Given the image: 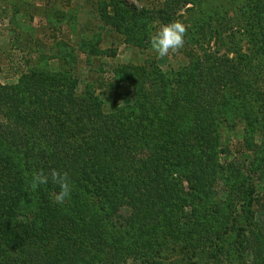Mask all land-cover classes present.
<instances>
[{
    "label": "trees",
    "instance_id": "trees-1",
    "mask_svg": "<svg viewBox=\"0 0 264 264\" xmlns=\"http://www.w3.org/2000/svg\"><path fill=\"white\" fill-rule=\"evenodd\" d=\"M187 1L192 0L181 2ZM179 2L170 0L160 5L174 14ZM161 6L154 10L160 12ZM141 14L155 18L154 14L147 15L144 8ZM189 51L183 49L182 57L197 59L196 52ZM224 59L226 64L228 59ZM215 60L220 61L217 57ZM225 64L210 65L199 73L177 72V78L182 76L176 80L178 91L182 92V84L200 87L203 83L205 95L201 102L211 104L210 96L224 81L223 75L234 70ZM30 70L22 71L12 86L0 84V264L61 262L52 253L51 232L64 228V224L55 221V215L69 204L67 200L63 206L54 204L58 188L51 182L35 191L30 188L32 173L40 169L67 172L71 185L91 190L98 198L86 206H97L98 213L105 211L98 218L97 229L86 223L89 230H80L85 221L78 214L80 206L77 216L73 212L65 216L73 233V245L64 252L62 264H91L108 256L112 264H116L117 256L125 264H264V239H257L254 234L261 225L253 220V215L250 223L241 221L237 216L240 206L224 214L220 228L211 230L205 228L203 221L207 218L202 217L203 208L198 204L197 213L186 219L185 242L173 240L175 221L170 212L176 202L171 197L182 189L176 186L172 174L178 171L179 164L168 162L171 155L181 164L190 162L189 152L193 149L189 143L193 140L189 129L192 120L179 122L176 115L186 109L179 98L158 105L153 92L157 83L154 86L152 80L126 76L134 86L133 102L105 108L94 89L86 86L77 90V79L71 81L73 78L61 73L40 78L41 75L29 74ZM147 75L151 79L156 75L154 81H162L173 90L176 77L162 75L156 65L147 69ZM234 88L235 85L227 84L221 94L233 92ZM208 107H201L194 115L203 120L212 109ZM174 150L183 156H174ZM159 181L163 183L158 185ZM263 185L260 174L252 173V180L241 191L246 202L241 205L254 210L263 205ZM229 188L232 190L233 185ZM147 192L151 193L150 198ZM77 195L71 191L70 199L75 203ZM110 197L121 201L117 210ZM109 205L115 211L108 214ZM125 206L130 209L121 219L127 229L126 237L113 225L119 219L117 211ZM232 246L236 249L230 252ZM222 249L225 253H220ZM236 251L238 258L234 256Z\"/></svg>",
    "mask_w": 264,
    "mask_h": 264
},
{
    "label": "rangeland",
    "instance_id": "rangeland-1",
    "mask_svg": "<svg viewBox=\"0 0 264 264\" xmlns=\"http://www.w3.org/2000/svg\"><path fill=\"white\" fill-rule=\"evenodd\" d=\"M167 1L170 0H0V84L14 85L26 69H31L29 74L41 75L40 78L61 73L73 78L71 81L78 80V91L86 86L94 89L102 106L108 108L133 102L134 86L126 76L152 80L154 86L157 83L153 87L157 104L179 98L186 107L183 112H176L179 122L192 120L189 127L193 131V140H189L193 145L189 152L192 160L181 164L171 155L168 162L179 164L178 171L172 174L176 186L182 189L171 197L176 202L170 212L175 221L176 235L172 237L175 243L185 242L186 219L197 213L198 204L203 208L202 217L209 218L203 221L205 228L211 230L220 228L224 214L240 206L237 216L250 223L253 215V220L261 225L254 234L262 240L264 202L255 210L248 209L241 205L246 202L240 194L252 180V173L260 174L261 182L264 181V74H261L264 70V0H192L183 4L180 0L174 14L160 5ZM160 6L163 10H154ZM143 8L148 10L147 15L154 14L155 18H144ZM177 20L187 27L184 46L160 58L151 50L149 38L161 24ZM183 49L190 50L189 54L196 52L197 59L182 57ZM216 57L220 61L215 60ZM224 58L228 59L226 64ZM224 64L234 70H229L226 77L223 75L224 81L210 96L211 104L201 102L205 95L203 83L200 87L181 83L183 90L178 91L177 81L182 76L177 78V72L188 70L190 74L206 70L210 65L222 67ZM154 65L162 75L176 77L172 82L173 90L162 81H154L156 75L152 79L150 75L145 76L147 69ZM159 76L162 77L160 73ZM227 84L235 88L223 95L221 89ZM205 106L212 109L201 120L194 113ZM174 153L176 157L183 156L182 152L174 150ZM161 183L159 181L158 185ZM230 185H233L232 190ZM53 187L59 191L57 185ZM262 188L264 194V185ZM71 191L79 194L77 203L70 197L66 199L69 205L61 207V212L55 215V221L64 224V228L51 232L54 236L50 246L55 257L61 260L60 264L64 252L73 245V233L65 216H71V212L77 216L75 212L80 206L78 214L85 218L80 230L83 227L89 230L86 223L97 229L98 218L105 215V211L95 212L97 206H86L98 199L91 190L71 185ZM147 194L150 198L151 193ZM114 199L110 197L117 210L121 201ZM108 207V214L115 211ZM119 210L116 213L119 219L116 224L114 220L113 225L126 237L127 229L121 219L130 209L125 206ZM235 249L236 246H232L230 252ZM220 253H225L224 249ZM237 254L238 251L235 258ZM115 262L126 263L119 262L118 256ZM91 264L112 263L108 256L95 259Z\"/></svg>",
    "mask_w": 264,
    "mask_h": 264
},
{
    "label": "clouds",
    "instance_id": "clouds-1",
    "mask_svg": "<svg viewBox=\"0 0 264 264\" xmlns=\"http://www.w3.org/2000/svg\"><path fill=\"white\" fill-rule=\"evenodd\" d=\"M186 32V25L178 20L161 24L149 38L150 48L160 58L167 57L170 53L174 54L184 46ZM49 182L59 187L53 199L55 203L62 205L71 194V182L67 172L56 169H50L48 172L43 169L34 171L29 186L35 191L39 186Z\"/></svg>",
    "mask_w": 264,
    "mask_h": 264
}]
</instances>
